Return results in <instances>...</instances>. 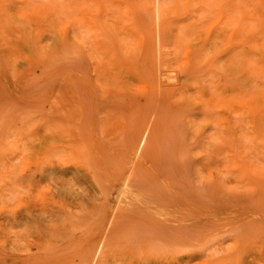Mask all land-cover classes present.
Returning <instances> with one entry per match:
<instances>
[{
    "label": "rangeland",
    "instance_id": "1",
    "mask_svg": "<svg viewBox=\"0 0 264 264\" xmlns=\"http://www.w3.org/2000/svg\"><path fill=\"white\" fill-rule=\"evenodd\" d=\"M42 2L0 0V264H264V0Z\"/></svg>",
    "mask_w": 264,
    "mask_h": 264
},
{
    "label": "bare ground",
    "instance_id": "2",
    "mask_svg": "<svg viewBox=\"0 0 264 264\" xmlns=\"http://www.w3.org/2000/svg\"><path fill=\"white\" fill-rule=\"evenodd\" d=\"M43 5L45 8L49 7L52 10H54V13L52 16L56 19H59L62 15L63 12H65V0H42ZM148 4H155L157 3L158 10L164 11L168 10L170 3H173V0H147ZM209 1V0H208ZM209 6V5H207ZM8 229H10L8 227Z\"/></svg>",
    "mask_w": 264,
    "mask_h": 264
}]
</instances>
